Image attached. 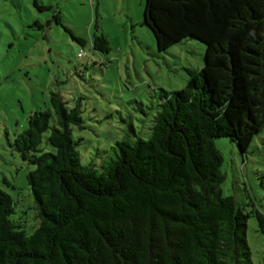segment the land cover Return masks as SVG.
Instances as JSON below:
<instances>
[{
	"label": "trees",
	"instance_id": "trees-1",
	"mask_svg": "<svg viewBox=\"0 0 264 264\" xmlns=\"http://www.w3.org/2000/svg\"><path fill=\"white\" fill-rule=\"evenodd\" d=\"M143 23L160 52L202 42L203 66L161 89L147 138L132 125L100 164L82 162L74 137L81 100L51 91L52 109L31 112L11 142L34 165L40 222L28 234L0 189V264H254L247 222L255 214L264 235V212L223 194L215 140L245 154L264 130V0H145ZM92 43L111 49L105 33Z\"/></svg>",
	"mask_w": 264,
	"mask_h": 264
},
{
	"label": "rangeland",
	"instance_id": "rangeland-1",
	"mask_svg": "<svg viewBox=\"0 0 264 264\" xmlns=\"http://www.w3.org/2000/svg\"><path fill=\"white\" fill-rule=\"evenodd\" d=\"M144 10L145 0H0V189L12 196L13 218L28 234L40 222L28 182L34 165L11 142L31 112L52 109L51 91L70 106L81 100L84 128L75 127L74 137L82 138V162L100 164L132 125L147 138L161 89L183 88L188 69L203 66L205 45L196 39L160 52ZM95 33L108 36L109 52L93 48ZM215 142L224 158L223 194L246 212L255 205L264 212V130L245 154L228 137ZM246 236L254 264H264L255 214Z\"/></svg>",
	"mask_w": 264,
	"mask_h": 264
},
{
	"label": "built area",
	"instance_id": "built-area-1",
	"mask_svg": "<svg viewBox=\"0 0 264 264\" xmlns=\"http://www.w3.org/2000/svg\"><path fill=\"white\" fill-rule=\"evenodd\" d=\"M85 53H84V51H81L80 53H79V55H84Z\"/></svg>",
	"mask_w": 264,
	"mask_h": 264
}]
</instances>
